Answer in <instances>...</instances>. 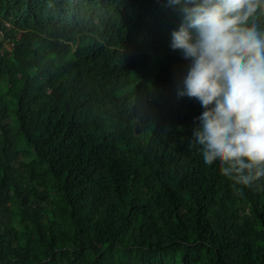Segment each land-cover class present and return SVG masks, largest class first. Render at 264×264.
Wrapping results in <instances>:
<instances>
[{
    "label": "trees",
    "instance_id": "1",
    "mask_svg": "<svg viewBox=\"0 0 264 264\" xmlns=\"http://www.w3.org/2000/svg\"><path fill=\"white\" fill-rule=\"evenodd\" d=\"M178 25L168 0H0V264H264V177L204 164Z\"/></svg>",
    "mask_w": 264,
    "mask_h": 264
},
{
    "label": "clouds",
    "instance_id": "2",
    "mask_svg": "<svg viewBox=\"0 0 264 264\" xmlns=\"http://www.w3.org/2000/svg\"><path fill=\"white\" fill-rule=\"evenodd\" d=\"M168 5L179 16L170 48L187 62L176 75L177 98H195L204 109L193 141L205 165L219 161L239 195L243 186L264 177V30L250 24L264 0H168ZM4 47L11 51L13 44Z\"/></svg>",
    "mask_w": 264,
    "mask_h": 264
},
{
    "label": "rangeland",
    "instance_id": "3",
    "mask_svg": "<svg viewBox=\"0 0 264 264\" xmlns=\"http://www.w3.org/2000/svg\"><path fill=\"white\" fill-rule=\"evenodd\" d=\"M170 59H171L170 67L175 68L176 67L175 60L172 57H170ZM51 72H52L51 68H49L48 73H51Z\"/></svg>",
    "mask_w": 264,
    "mask_h": 264
}]
</instances>
